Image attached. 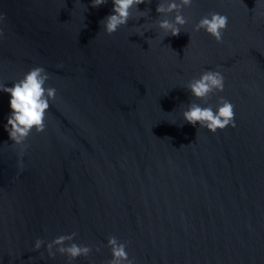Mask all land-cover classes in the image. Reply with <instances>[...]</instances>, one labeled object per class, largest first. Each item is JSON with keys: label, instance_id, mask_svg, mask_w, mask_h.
<instances>
[{"label": "water", "instance_id": "water-1", "mask_svg": "<svg viewBox=\"0 0 264 264\" xmlns=\"http://www.w3.org/2000/svg\"><path fill=\"white\" fill-rule=\"evenodd\" d=\"M157 3L107 35L111 0H0V83L41 66L57 89L23 171L0 92V264H68L33 247L72 232L93 248L72 264H105L109 235L135 264H264V18L255 0H193L165 37ZM212 11L229 20L223 44L192 31ZM217 69L224 91L209 103L229 100L236 127L211 133L182 112L206 106L186 85Z\"/></svg>", "mask_w": 264, "mask_h": 264}, {"label": "clouds", "instance_id": "clouds-1", "mask_svg": "<svg viewBox=\"0 0 264 264\" xmlns=\"http://www.w3.org/2000/svg\"><path fill=\"white\" fill-rule=\"evenodd\" d=\"M108 0H91V7L96 8L104 5ZM113 4L112 14L107 15L101 20L103 29L107 35H112L128 21L133 18L135 10L139 16L145 17L151 9L140 11L138 5L151 3V0H111ZM193 0H158L156 13L163 19L156 21V27L162 30L166 36H179L181 29L188 23V19L183 15L185 8H190ZM253 11V20L264 18V0H255ZM172 19H169V16ZM0 14V22L4 20ZM229 20L226 15L219 12H208L202 16L193 26V32L204 31L211 36L217 44L224 43V33L228 28ZM145 31L150 30L151 25H140ZM139 32V29H138ZM143 35V32H140ZM3 38V31L0 30V39ZM50 79L49 73L41 66H35L29 69L24 75L14 81L11 87L0 83V92L10 95L9 106L10 115L7 117L5 130L9 134L12 144L19 146L17 153V167L20 171L24 170L23 156L28 148L26 141L35 130V133L45 131L46 113L50 108V101L57 99V89L52 86H46ZM225 77L222 72L217 70H204L199 77L192 78L186 85L195 100L203 102L202 106L196 102L187 104V109L182 112L184 122L193 126L199 124V127L206 128L211 133L217 130H224L226 127H236L234 105L224 97H219L215 106L209 103L210 98L219 92L224 91ZM76 232L68 235H59L45 245L42 239H36L33 251H38L45 246L49 258H55L57 254L67 258L68 264L80 257H89L93 251L92 246L78 244L75 241ZM111 252V259L105 264H135L134 258H129L126 251L127 242H122L115 235L107 237V245ZM100 251L99 247L95 248Z\"/></svg>", "mask_w": 264, "mask_h": 264}]
</instances>
